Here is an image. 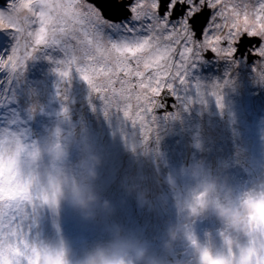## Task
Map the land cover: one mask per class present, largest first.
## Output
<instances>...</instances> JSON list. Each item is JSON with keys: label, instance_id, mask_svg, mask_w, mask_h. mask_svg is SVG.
Here are the masks:
<instances>
[{"label": "rangeland", "instance_id": "374dc122", "mask_svg": "<svg viewBox=\"0 0 264 264\" xmlns=\"http://www.w3.org/2000/svg\"><path fill=\"white\" fill-rule=\"evenodd\" d=\"M19 2L0 0V8ZM254 7L258 4L253 3L247 9L249 24L253 22ZM26 15V10H21L20 16ZM232 22L231 17L228 21L219 19L217 24L223 26L220 35L227 34ZM239 23H245L243 15ZM12 43L11 35L0 31V53ZM66 43L75 44V41L69 39ZM173 47L175 52L171 53V58L160 61L163 68H150L151 76L159 72L160 78L167 82L178 70L182 42ZM19 55L21 58L26 55L23 48ZM49 55L60 57V53L46 49L35 59L23 61L27 67L19 75L0 72V173L7 172L9 177L10 173L19 175L26 188L24 193H17L12 177L9 182L7 175L0 176V184L10 190L7 195H0L1 201L15 198L19 210L15 209L14 214L20 224L17 233L0 231V259H6V263L0 260V264H32L35 246L61 239H67L79 256L93 244L110 239L117 230L146 241L155 254H161L169 227L178 221L176 202L183 198L189 184L184 170L193 163L202 164L213 175L227 177L236 186H264V74L256 72L255 62L239 70L223 62L224 56L219 57L220 61L199 63L192 69L191 84L177 88L178 98L173 97L175 101L171 105L161 102L166 105L163 110L158 112L154 108L151 113H145L157 117L155 123L149 121L150 135L145 137L143 128L137 130L135 124L122 120V112L112 109L111 114L105 116L104 101L101 98L100 105L97 104L96 94L78 74H74L71 81L61 80L55 71L57 65L47 58ZM113 57H109L108 62L114 63ZM111 65L94 67H103L105 71L111 68L114 72ZM112 72L111 76L101 75L96 80L106 84L111 79L108 87H118L119 93L122 88L127 89V99L109 90L114 104L121 109L130 104L133 113L141 105L151 107L145 99L152 95L150 91L130 79L119 84L117 74L113 76ZM147 78L145 83H149ZM196 81L203 87L197 89ZM7 93V103H3ZM138 96L140 99L134 102ZM160 97L155 99L160 100ZM65 107L69 109L67 113ZM79 130L83 131L82 141L77 142V146L64 147L69 153L66 161L61 163L48 155L51 145L63 143L65 136L75 135ZM113 140L121 148L117 158L118 153L109 156ZM21 142L26 143V151L17 158L18 165L11 160ZM94 156L102 161L98 179L91 185L101 197L100 201L88 210L75 207L68 200L57 206L48 203L49 179L63 174L70 182L83 184L84 165ZM105 163L106 170L102 167ZM115 168L119 177H110ZM172 179L174 184L169 183ZM108 184L123 187L124 192L130 190V184H136V191L144 196L142 203L135 209L127 207L126 211L123 205L113 206L111 202L119 198V189L108 188ZM105 200L110 210L104 209ZM0 210L6 212L3 206ZM219 227L214 218L198 226L201 234L205 229L215 232ZM178 263L191 264L189 250L180 243L163 255V264Z\"/></svg>", "mask_w": 264, "mask_h": 264}, {"label": "snow or ice", "instance_id": "6c2138e0", "mask_svg": "<svg viewBox=\"0 0 264 264\" xmlns=\"http://www.w3.org/2000/svg\"><path fill=\"white\" fill-rule=\"evenodd\" d=\"M257 4L251 13V24L245 8L243 25L239 23L242 13L234 5L233 22L222 36L216 34V30L223 31V26L214 23V19H228L223 0H28L27 3L20 0L0 9V31L10 34L13 41L9 49L0 53V72L19 75L27 67L23 61L35 59L39 53L51 49L60 53L59 58L52 55L47 58L57 65L55 71L61 80L71 81L74 74H78L96 98L103 99L105 116L116 109L122 112V120L135 124L137 130L143 128L147 137L151 130L149 121L155 123L157 117L145 113L166 107L155 98L165 90L178 98L177 88L191 84L192 69L199 63L220 61L219 57L224 56L223 62L239 70L255 61L256 72L264 74V0H257ZM209 9L216 10L211 17ZM21 10H26L28 15L20 16ZM69 39L75 44L66 43ZM181 42V63L170 79L164 82L157 72L147 78L149 83L142 80L139 84L152 94L145 98L151 107L141 105L133 113L132 105L121 109L103 94L111 90L121 99L128 98L124 89L117 94L108 87L111 79L106 84L97 83L98 76H108L112 69L105 71L94 65L107 64L109 57L115 54V65L125 76L132 72L136 77H145L144 71L133 72V64L136 69L141 66L145 70L163 68L160 61L170 59L175 52L173 45ZM22 48L26 53L23 58L19 55ZM200 87H203L201 82L196 81V88ZM68 111L65 107L64 112ZM4 206L19 210L14 197L6 199ZM17 220L15 214L0 216V231L11 233L19 229Z\"/></svg>", "mask_w": 264, "mask_h": 264}, {"label": "clouds", "instance_id": "9594fccd", "mask_svg": "<svg viewBox=\"0 0 264 264\" xmlns=\"http://www.w3.org/2000/svg\"><path fill=\"white\" fill-rule=\"evenodd\" d=\"M48 155L63 163L69 153L53 144ZM101 163L95 156L85 163L83 184L70 182L63 174L52 176L46 193L48 203L57 206L68 200L82 210L98 203L101 197L91 185L98 179ZM184 172L189 184L176 202L178 221L169 227L161 254H155L146 241L117 230L110 239L93 244L79 256L67 239L37 245L32 264H163L164 253L171 252L177 243L187 247L191 264H264V186L233 185L227 177L213 175L199 163L188 165ZM103 207L111 208L107 200ZM212 218L220 227L201 234L199 224Z\"/></svg>", "mask_w": 264, "mask_h": 264}, {"label": "trees", "instance_id": "16d2710c", "mask_svg": "<svg viewBox=\"0 0 264 264\" xmlns=\"http://www.w3.org/2000/svg\"><path fill=\"white\" fill-rule=\"evenodd\" d=\"M1 9V8H0ZM116 79H118V75L116 77ZM125 90V93L127 92V89L126 88H122ZM118 89H116L117 91ZM147 92V91H146ZM133 94H137L136 91H133ZM106 95L109 96V91L106 92ZM8 96H9V93H7V96L3 99V103H7V100H8ZM142 96V94L140 95ZM151 95H149L150 97ZM110 97V96H109ZM100 100L101 98H97V104L100 105ZM103 100V99H102ZM134 102L137 101V98L135 97L134 99ZM80 124L77 125V127L79 126ZM109 133V132H108ZM107 133V134H108ZM101 136H102V133L100 132L99 133ZM106 136V134L104 135ZM66 139L63 143H58V145L62 146V147H65V148H71V147H74V146H77V142L79 143L80 141H82V137H83V131L82 130H79L77 132V134L73 135L72 133L68 134V136H65ZM76 137V138H75ZM57 140V139H56ZM26 141V140H25ZM58 141V140H57ZM29 141H27L26 143H28ZM26 143L24 142H21L18 144V146L16 147V150H15V157L11 160L13 161V163L15 164H18L17 163V158H19V156H22V154L25 153L26 151ZM99 149V148H98ZM121 152V148H118V145L116 143V141L113 140V148L109 149V156H112V154L115 156L116 153H118L117 156H115V158H117L119 156ZM107 163V162H106ZM106 163L104 164V166H102L103 168H105L104 170H106ZM121 162H116V164H120ZM2 165V164H1ZM0 165V166H1ZM19 165V164H18ZM7 175V172H2L0 173V176L2 175ZM8 176V175H7ZM110 177H119V172L117 171V169L115 168V172L113 174H110L109 175ZM10 177H12L11 179H13L15 181V187H17L18 189V192L17 193H24L26 191V188L25 186H23L19 180V175H16V174H12L10 173ZM10 177L8 176L9 178V182H11V179ZM4 178V176H3ZM6 179V178H4ZM103 179V178H102ZM175 180L172 179V180H169V183L170 184H174ZM107 185V184H106ZM132 187H130V190L124 192L123 190V187H119L118 186H115V185H111V184H108V188H111V189H119V198L116 200H114V203L111 202L113 204V206L117 207V205H123L125 208L124 210L126 211L127 210V207L129 208H133L135 209V207H139L138 206V203H142L143 201V198L144 196L142 194H140L138 191H136L137 189V185L136 184H130ZM165 185V184H164ZM93 190V189H92ZM10 192V190L5 187L3 184H0V195H7L8 193ZM0 206H4V203L1 201V198H0ZM6 212L5 213H2L1 210H0V216H5V217H8V216H11L15 213V209H8L6 208ZM122 213V216H123V211L121 212ZM12 231H14L15 233L18 232V230L16 229H13ZM4 232V231H3ZM1 261H3L4 263H6V259L4 258H1L0 259ZM180 264V263H178Z\"/></svg>", "mask_w": 264, "mask_h": 264}, {"label": "flooded vegetation", "instance_id": "af4514ba", "mask_svg": "<svg viewBox=\"0 0 264 264\" xmlns=\"http://www.w3.org/2000/svg\"><path fill=\"white\" fill-rule=\"evenodd\" d=\"M253 3H257V0H223V4L227 6V7L225 8V13H226L228 19H229V17H231V18L233 19L231 13H232V11L234 10V9H233V6H234V5H235V6H238V10H240L241 13H242L241 15H243V11L245 10V8L248 9L249 6H250L251 4H253ZM208 11H209V13H210V17H211V14L214 13L216 10H215V9H209ZM220 18L223 19V20H225V19L222 18V17H216V18L214 19V23L217 24V22L219 21ZM228 19L225 20V21H228ZM212 22H213V21L210 19V24H211ZM221 32H222V31H220V30H216V34H218V35H220ZM253 47H257V46L254 45ZM254 62H255V61H254ZM254 62H253V63H254ZM107 64H112L111 67L115 68V71L112 72V75H113V76H116V74L118 75V79H116V80L119 81V84H120V82L125 81V80H128V79L132 80V82H134L137 86H139V84L141 83L142 80H143V82H146V78H147L148 74H147V70L143 69L142 66H141L139 69H136V66L133 64V72L136 71V70L144 71L146 77H136L132 72L128 73V75L125 76L124 72L118 71L116 65H114L115 62H114V63H110V62H108ZM109 75L111 76V72L109 73ZM130 75H131V76H130ZM116 89H118V90L116 91ZM116 89H114V90H115V93L118 94V93H119V88L117 87ZM136 89H138V87H136ZM110 91H111V90H110ZM111 92H112V91H111Z\"/></svg>", "mask_w": 264, "mask_h": 264}, {"label": "water", "instance_id": "95a60500", "mask_svg": "<svg viewBox=\"0 0 264 264\" xmlns=\"http://www.w3.org/2000/svg\"><path fill=\"white\" fill-rule=\"evenodd\" d=\"M249 39H256V38H249ZM253 46V45H252ZM147 74H148V76H151L152 75V70L151 69H148L147 70ZM160 102H164L166 105H171V103L172 102H174L175 100H174V98H173V96L172 95H170L167 91H165V92H163V94H162V96L160 97V100H159ZM156 111H158V112H160L161 110H163V109H161V108H158V109H155Z\"/></svg>", "mask_w": 264, "mask_h": 264}, {"label": "bare ground", "instance_id": "6f19581e", "mask_svg": "<svg viewBox=\"0 0 264 264\" xmlns=\"http://www.w3.org/2000/svg\"><path fill=\"white\" fill-rule=\"evenodd\" d=\"M6 5L8 4V1H5Z\"/></svg>", "mask_w": 264, "mask_h": 264}]
</instances>
